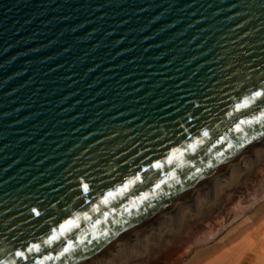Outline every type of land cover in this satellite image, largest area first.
Here are the masks:
<instances>
[{
  "label": "water",
  "instance_id": "obj_1",
  "mask_svg": "<svg viewBox=\"0 0 264 264\" xmlns=\"http://www.w3.org/2000/svg\"><path fill=\"white\" fill-rule=\"evenodd\" d=\"M260 89L264 0H0V264H77L225 165Z\"/></svg>",
  "mask_w": 264,
  "mask_h": 264
},
{
  "label": "bare ground",
  "instance_id": "obj_2",
  "mask_svg": "<svg viewBox=\"0 0 264 264\" xmlns=\"http://www.w3.org/2000/svg\"><path fill=\"white\" fill-rule=\"evenodd\" d=\"M262 155L264 134L225 165L170 197L156 210L130 224L122 233L108 240L77 264H132L135 259L145 257L167 235L179 233L189 221L205 214L207 209L218 203L230 186L239 183L251 171ZM259 228L261 230L260 226ZM206 261L203 264H264V238L259 244L253 238L242 239Z\"/></svg>",
  "mask_w": 264,
  "mask_h": 264
},
{
  "label": "rangeland",
  "instance_id": "obj_3",
  "mask_svg": "<svg viewBox=\"0 0 264 264\" xmlns=\"http://www.w3.org/2000/svg\"><path fill=\"white\" fill-rule=\"evenodd\" d=\"M204 213L189 221L179 233L167 235L150 254L135 259L132 264H203L242 239L253 238L261 243L264 238V155Z\"/></svg>",
  "mask_w": 264,
  "mask_h": 264
},
{
  "label": "snow or ice",
  "instance_id": "obj_4",
  "mask_svg": "<svg viewBox=\"0 0 264 264\" xmlns=\"http://www.w3.org/2000/svg\"><path fill=\"white\" fill-rule=\"evenodd\" d=\"M264 98V89H260L258 91H255L254 93H252V97L250 98L252 101L258 100ZM251 104L249 103V100H245L243 102V104L237 106V111L240 110V108H248L250 107ZM264 118V117H262ZM248 123H252V121H248ZM236 131L240 132L242 131V129L237 126ZM204 136H208V132L205 131L204 132ZM231 147V146H230ZM171 162V161H169ZM154 167L159 168L161 167L160 164H155ZM137 179H139L137 177ZM135 183V181H129L128 184L124 185L121 189L120 192L126 191L128 189V187ZM81 191L83 192V194L87 195L90 192V185L87 182H82L81 185ZM159 187V186H158ZM115 194L113 192H109L107 194V198L104 199V203H108V198H112ZM32 212L36 215L39 216L40 212L36 209H32ZM76 226L75 220L73 219H67L64 221V223H62L59 228L57 230H55L53 232V234L51 236H49V238L45 241V243L51 245L54 241H59L60 237L65 235L72 227ZM83 242V241H81ZM37 252L39 253L41 251L40 245L38 244H33L31 246H29L25 251H17L15 253V255L23 260H27L28 256L26 255V253H33V252ZM70 251H74L73 247H72V243L69 242L68 245L66 247H64L61 252L59 253V255L56 258H59V256H63L64 254L70 252ZM45 259H53L52 256H47L45 257Z\"/></svg>",
  "mask_w": 264,
  "mask_h": 264
}]
</instances>
